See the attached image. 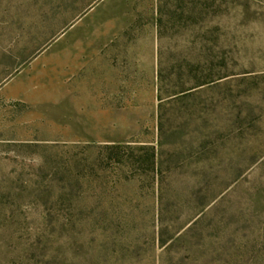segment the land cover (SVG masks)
<instances>
[{
    "label": "rangeland",
    "instance_id": "obj_1",
    "mask_svg": "<svg viewBox=\"0 0 264 264\" xmlns=\"http://www.w3.org/2000/svg\"><path fill=\"white\" fill-rule=\"evenodd\" d=\"M0 264H264V0H0Z\"/></svg>",
    "mask_w": 264,
    "mask_h": 264
},
{
    "label": "trees",
    "instance_id": "obj_2",
    "mask_svg": "<svg viewBox=\"0 0 264 264\" xmlns=\"http://www.w3.org/2000/svg\"><path fill=\"white\" fill-rule=\"evenodd\" d=\"M132 149V148H129ZM137 151L140 156H134L132 154V160L134 161L132 165L140 167H144V165H148L147 170L155 172L158 170V152L153 145H144L141 148L134 149V152ZM137 158V159H136ZM166 240L162 239V244L165 243Z\"/></svg>",
    "mask_w": 264,
    "mask_h": 264
}]
</instances>
